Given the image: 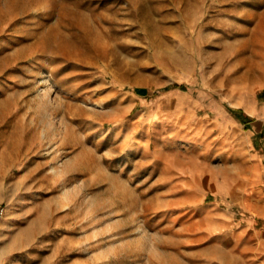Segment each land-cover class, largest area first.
Masks as SVG:
<instances>
[{
  "label": "rangeland",
  "instance_id": "obj_1",
  "mask_svg": "<svg viewBox=\"0 0 264 264\" xmlns=\"http://www.w3.org/2000/svg\"><path fill=\"white\" fill-rule=\"evenodd\" d=\"M263 90L264 0H0V264H264Z\"/></svg>",
  "mask_w": 264,
  "mask_h": 264
},
{
  "label": "crops",
  "instance_id": "obj_2",
  "mask_svg": "<svg viewBox=\"0 0 264 264\" xmlns=\"http://www.w3.org/2000/svg\"><path fill=\"white\" fill-rule=\"evenodd\" d=\"M258 96L262 99L264 97V90L261 91ZM234 110L242 111L240 109ZM251 112L252 113H248L249 115L244 114L245 117H250V120L245 125L251 126L253 129L252 135L264 138L263 123H258L253 119L255 112H257V107L255 108L254 106ZM259 115H264V105L259 111ZM254 165L256 168L253 170V173L249 174L247 180L233 186H230L227 182L220 184L218 191L215 195H212L214 199L211 200V202H207L205 205H212V209H215L213 210L214 212H216L217 208H220V205H229L230 208L235 207L239 211L250 212L257 218H264V185L260 188L257 187L264 174V169H262L260 164L256 161H254ZM218 213L219 215L221 214L222 217H218L217 220H222V222L226 223L227 221H225V219L228 218V215L224 211H219Z\"/></svg>",
  "mask_w": 264,
  "mask_h": 264
},
{
  "label": "trees",
  "instance_id": "obj_3",
  "mask_svg": "<svg viewBox=\"0 0 264 264\" xmlns=\"http://www.w3.org/2000/svg\"><path fill=\"white\" fill-rule=\"evenodd\" d=\"M173 88H180V89H183L185 90L186 86L184 84H172L168 87L165 88V90H170V89H173ZM145 94H148V90H144ZM233 113H235V115L237 116V118L243 123V124H246L250 119V117H245L244 116V113L242 111H236V110H233Z\"/></svg>",
  "mask_w": 264,
  "mask_h": 264
},
{
  "label": "built area",
  "instance_id": "obj_4",
  "mask_svg": "<svg viewBox=\"0 0 264 264\" xmlns=\"http://www.w3.org/2000/svg\"><path fill=\"white\" fill-rule=\"evenodd\" d=\"M262 123H263V126H264V119H263ZM6 213H7V207H6V205L0 204V226H1L2 220L6 216Z\"/></svg>",
  "mask_w": 264,
  "mask_h": 264
}]
</instances>
